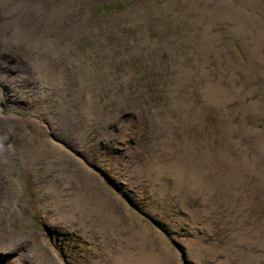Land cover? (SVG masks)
Listing matches in <instances>:
<instances>
[{
	"label": "rangeland",
	"instance_id": "rangeland-1",
	"mask_svg": "<svg viewBox=\"0 0 264 264\" xmlns=\"http://www.w3.org/2000/svg\"><path fill=\"white\" fill-rule=\"evenodd\" d=\"M219 1L87 0L79 6L84 22L77 25L89 27L94 33L88 41L81 37L80 43L96 64L99 62L96 47L110 52L109 59L117 74L112 71L109 74L107 65L99 64L98 81L104 85L103 115L88 127L79 119L86 143L78 154L97 181L91 183L97 185H94L97 191L89 187L87 197L82 193L84 190L73 186V179L67 176L64 182L57 171L47 167L49 158H54L55 168H67L71 162L63 149L60 153H48L43 165L36 169L26 166L28 156L19 151L27 138L22 135L19 122L11 117L16 113V117L28 118L36 108V101L25 96V106H17L22 99L21 91L13 94L10 85L18 83L20 89L32 86L34 80L26 75L32 66L27 60V50L5 41L0 30V90L6 86L0 92V143L8 147L1 153L0 181L11 173L22 188L15 200L8 189L0 186V243H8L10 248L0 253V264H46V259L57 258L64 264H161L151 257L140 258L126 239V236L131 238L134 227L145 226L171 245L181 264H264V242L256 245L255 233L244 232L246 222L239 224L220 217L213 223L214 236L208 237V230L201 227L204 223L201 213L195 215V209L203 212L212 208L208 197L239 200L235 193L240 189L235 192L226 189L219 196L217 190L210 193L198 187L192 192L186 190L187 197L180 189L183 184H191L192 178L188 182L187 177L177 181L174 175L178 171L180 175H188L193 169L190 163L186 166L183 163L199 156L202 159L204 150L211 153L216 148L223 149L234 161L245 159V148L249 161L260 152L240 126L264 128V118L257 119L248 113L250 101L264 103L263 76L257 72L261 61L246 55L238 36H247L234 30L237 24L233 21L236 11L252 14V10L239 0L228 7ZM77 11L74 9L68 18L76 20ZM129 73L133 79L128 82L127 91L122 76ZM112 75L119 85L117 96L122 102L109 95L108 78ZM232 88L245 95L244 110L233 97L228 103H220L223 90L226 96L234 95ZM30 90L35 91L36 87ZM40 103L42 108L43 102ZM51 108L63 117L61 102L56 101ZM60 120L62 132L78 130L77 125L72 127L64 118ZM229 121L238 125L232 132L227 130ZM166 123L169 130L164 128ZM11 130H16L19 142L5 143ZM35 141L45 146L52 142L66 145L61 135L50 131L45 124ZM8 157L10 160L4 168L2 163ZM259 164L264 166L262 160ZM164 167H169L173 175L157 177ZM51 180L62 187L69 182L64 187L61 205L51 199ZM243 183L252 185L250 179ZM218 186L227 188L223 182ZM12 201L17 205L11 206ZM103 207L106 214L100 211ZM99 211L102 217L97 216ZM94 220L100 233L96 225L90 226ZM247 223H252L251 217ZM103 239L108 245L104 243L107 249L100 253L98 247ZM188 240L207 245L201 262L188 257L185 246ZM114 241L121 250L112 246ZM223 249L230 253L228 260L221 252ZM93 258L97 262L92 263Z\"/></svg>",
	"mask_w": 264,
	"mask_h": 264
},
{
	"label": "bare ground",
	"instance_id": "bare-ground-1",
	"mask_svg": "<svg viewBox=\"0 0 264 264\" xmlns=\"http://www.w3.org/2000/svg\"><path fill=\"white\" fill-rule=\"evenodd\" d=\"M233 1L220 0L219 3L225 2L228 7L232 6ZM86 2L87 0H0V30L2 31L1 37L5 41L10 42L12 46L27 50V60L32 66L31 71L26 72L30 80H34L33 85L31 84L32 86H24L20 89L18 83L10 85L13 94H18L21 91L22 99H20L17 106H25V102H23L25 96L30 99L34 98L33 101H36V108L32 110V114L28 118L16 117V113L11 117L12 121L19 122L22 126V135L27 138V142L21 144L22 146L19 151L28 156L26 166L29 169H36L43 165V160H45L48 153H60L63 149L71 162L67 165V168H55L53 165L57 163V159L54 158H49L47 167L51 171H57L58 176L62 177L64 182H66L67 176L70 180L73 179L75 181L73 186H77L79 191L84 190L82 193L87 197L86 189L89 187L97 191V187L94 186L96 184L91 185V183H97V181L91 168L87 166L81 159L80 154H78L86 143L84 129L80 125L79 119H82L85 126L88 127L93 122L96 124L97 120L103 115V103L101 101L104 85L102 81H98L100 75L99 64L107 65L106 70L109 74L110 71L116 74V70L109 59L110 52L105 48V52H103L96 45L98 46L96 47L97 51H99V62L96 64V60L91 57L88 49L84 48L82 42L80 43L81 37H84L88 41L94 35L89 27L77 25L78 22H84V15L79 12V6ZM239 2L245 7L250 8L252 14L246 13L244 10L242 12L236 11L237 17L233 21L237 24V27L234 30L237 33L244 32L246 34L247 37H238L243 42L241 45L246 55L255 56L261 61V64L257 66V72L259 71L263 76L262 80L264 82V0H239ZM74 9L78 11L77 19L73 21L71 18H68V15ZM65 22L68 24H65ZM38 27H40L39 32L37 31ZM243 29L246 30L244 31ZM222 49L226 52L224 48ZM231 49L234 50V48L230 47ZM119 59L122 58L119 57ZM5 66L8 65L5 64ZM20 75L22 76V72H20ZM122 78L128 91L127 84L133 79V74L123 75ZM95 80L98 82H94ZM108 80V85L111 86L109 95L112 99H118L122 102V98L117 96L119 85L114 80V76L112 75ZM20 83H22L21 80ZM215 84L217 83L215 82ZM31 87H36V90L31 91ZM5 89L6 86L2 87L0 92ZM232 89L234 91V95L232 93V96H226L225 90H223L220 103H228L231 100L230 98L233 97L239 101V108L244 110L245 95L234 88ZM248 95H251V92ZM262 96H264V90ZM48 97H51V99L48 100ZM56 101L61 102L63 105V109L60 111V113H64L62 118L67 120L68 124H71L72 127L77 125V131L62 132L63 128L61 125L63 123L60 122L62 118L54 112L55 110L51 111V106ZM40 102H43L42 108L40 107ZM248 108V113H251L254 118L261 120L264 118V103L250 101ZM42 110L43 113L41 114ZM107 113L110 115L109 112ZM43 124L49 125L50 131L58 132L62 137V143L66 145L52 142L51 145L45 146L35 141L37 134L42 132ZM236 127L238 125H234L230 121L227 123V130L229 132H232V129ZM240 127L243 134L254 142V148L260 151L252 155V161H249L247 158L248 151L246 148L244 149L245 159L241 161H234L227 154V151L220 148H216V151H212L211 153L204 150L202 159L199 156V158H192L189 162L183 163L185 166L190 163V167L193 169L189 171L188 175H180L179 171L178 175L175 173L174 175L177 181L180 178L184 180L187 177L188 182L192 178L191 184H183L182 189H180L187 197L186 190L192 192L194 188L198 187L210 193H214L217 190V192L219 191V196L226 192V189L233 192L236 189H240L235 193L237 194L236 197H239V200L232 199V197L231 200H226V196L218 197L217 199L208 197V202L212 204V208L203 210V212L195 209V215L201 213L202 220L204 221L201 227L208 230V237L214 236L213 223L220 217L225 221L228 219L236 220L239 224L246 222V228L244 227L245 229H243L245 230L244 232H254L256 235V238H254L256 239L255 244L261 245L264 242V166H261L259 161L262 160L264 162V128L262 130L250 128L244 124ZM7 128H9V125H7ZM164 128L165 130H169L167 123L164 125ZM0 130L2 131V127H0ZM1 131L0 139L2 138ZM74 133L77 134L76 137L73 135ZM16 136H18L16 130H11V136H7L8 139L5 140V143L19 142ZM6 148L8 147H4L0 143V159L2 157L1 153L6 151ZM9 160L10 158L8 157L3 161L2 164H5L4 168L7 167L6 163ZM174 164L177 166L176 163ZM171 174L172 172L169 167H164L161 171L157 172V177L161 178L162 176H169ZM11 176L10 173V175L2 177L0 186H4L5 188L3 189H8V192L13 194L15 200H18V197L22 193V188L19 183H16V179ZM249 179L252 185H245L243 180L247 181ZM216 182L225 183L227 188L223 187L224 185L222 186L223 188H220ZM229 182L230 184H227ZM49 183V191L52 193L51 199L56 205H61L64 203L62 197L64 187L69 182L67 181L64 187L57 184L54 180H51ZM99 192L102 191L99 190ZM259 198L262 203H260ZM99 201L103 202L102 200ZM192 204L195 205V201ZM14 205L17 204L12 201L11 206ZM100 211L103 214L107 213L104 207ZM100 211L97 215L98 217H102ZM189 212L191 213V210ZM81 215L83 216V214ZM5 217L4 222H6L8 216L5 215ZM250 217L252 223L248 224L247 221ZM80 218L82 222H85L84 217ZM62 220L67 221L66 217H63ZM253 224L255 225L253 226ZM93 225H96L95 229L100 233L101 229L98 228L96 220L92 221L90 226L93 227ZM122 228V226L120 229L118 228L119 233L122 231ZM132 231L131 238L126 236V239L137 250L136 252L140 258L151 257L154 260L160 261L161 264H181L179 254L173 250L168 242H164L160 237L153 235L148 226L134 227ZM192 241L188 240L185 244L187 255L189 258L201 262L204 257L203 255H206L207 245L203 246L202 242L196 245L195 240ZM104 243L106 246L108 245L103 239L101 245L98 247L100 253H103L107 249V247L104 248ZM245 243L247 244V242ZM112 246L116 247L117 250H121L120 244H117L116 241L112 242ZM8 247V243H0V253L10 249ZM221 252L224 253L228 260L230 253L225 251V249L221 250ZM97 260V258H93L92 263L97 262ZM46 264L64 263L57 258L54 260L46 259ZM84 264L87 263L85 262Z\"/></svg>",
	"mask_w": 264,
	"mask_h": 264
}]
</instances>
